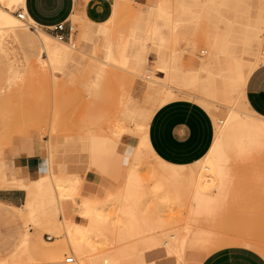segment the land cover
<instances>
[{
    "label": "rangeland",
    "instance_id": "rangeland-1",
    "mask_svg": "<svg viewBox=\"0 0 264 264\" xmlns=\"http://www.w3.org/2000/svg\"><path fill=\"white\" fill-rule=\"evenodd\" d=\"M154 2L114 0L109 17L101 22L89 19L77 6L68 20L71 34L63 40L31 17L21 21L22 33L10 27L0 29V181L9 171L7 149L16 140L40 143L45 156L32 164L27 179L18 181L27 187L21 205L29 193L24 206L28 210L36 203L37 212L29 217L0 203V264H51L37 245L47 246L43 242L48 240L55 246L63 219L57 203L64 194L55 190L54 179L64 184L76 182L63 191L67 196L59 198L64 213L89 227L97 222V213L107 217L100 224L103 231L91 234L97 253L109 252L113 264H169L158 260L189 264L191 255H209L232 243L234 236L259 241L264 255V149L249 156L251 153H245L246 159L237 154L240 158L236 160L238 152L233 156L230 140H224L222 161L234 172L227 184L231 190L226 188L229 199L225 195L215 218L205 223L195 215L199 201L190 181V170L198 169L197 161L174 164L160 158L149 141L151 120L143 130L130 121V132L115 134L123 123L116 115L124 96L137 98L138 103L145 99L141 102L147 101L144 104L153 106L155 112L173 100H195L215 113L222 112L216 118L210 112L216 134L232 107L239 110V118L256 119L240 103L244 88L239 76L255 59L264 58V0H170V25L158 22L169 35L164 46L179 59L170 67L178 86L168 82L164 66L156 68L163 48L156 25L127 13L133 5L143 7L146 14V6ZM0 5L15 15L22 10L27 13L26 6L13 0H0ZM133 33L138 39H133ZM63 42H74L87 54L76 51L72 59L56 63L52 59V66L47 64L41 73L31 68L48 58L49 49L70 48ZM133 50L139 53L138 70L131 69ZM208 61H213L209 68L205 66ZM159 89L161 93L156 92ZM153 92L157 95L152 100ZM133 163L135 170L130 175ZM158 181L162 187L155 186ZM86 182L95 189L87 191ZM214 190L212 187L210 192ZM85 200L91 211L80 216ZM46 205L58 215L53 222L42 223ZM27 231L28 243L23 244ZM71 255L64 251L63 263H75L66 261ZM98 260L107 264L103 258Z\"/></svg>",
    "mask_w": 264,
    "mask_h": 264
},
{
    "label": "crops",
    "instance_id": "crops-1",
    "mask_svg": "<svg viewBox=\"0 0 264 264\" xmlns=\"http://www.w3.org/2000/svg\"><path fill=\"white\" fill-rule=\"evenodd\" d=\"M113 1L26 0L25 3L27 17H31L37 25L49 30L52 25L65 22L64 34L68 36L71 34L70 30L72 29L68 25V20L71 16L73 17V12L77 6H79L81 13L89 19L94 22H101L109 17ZM146 7L148 8L146 14L143 12V7L135 8L133 5L130 6L127 13L147 19L156 25V31L160 35L159 40L163 46L156 68L158 65L164 66L167 80L178 86V83L172 80L170 67L176 66L179 59L164 46L165 43L169 42V35H165L162 24L158 22L164 21L165 26L170 23V0H156V2ZM37 28L45 31L39 26ZM172 29L175 31V26ZM104 30H106V27ZM46 33L53 36L48 32ZM53 37L55 38V36ZM132 37L138 39L135 33ZM68 44L70 46H67L70 48L60 47L58 49V53L53 57L54 63L72 59L76 51H81L83 55L87 54L83 49L79 50L74 42ZM214 47L217 48V44H214ZM132 52L134 62L131 69L138 70L140 68L138 64L141 62L139 53L136 50ZM213 61L206 62L205 66L209 68ZM262 61H264V58L261 56L255 59L245 72L239 76V80L244 88V93L240 99L241 105L256 115L264 117V64L259 65ZM210 112L215 118L217 117V112H213L212 109L210 110L192 99H177L163 104L154 113L149 125V141L155 153L165 161L174 164H191L204 157L205 153L214 144L220 128L219 125L216 134L215 122ZM43 157H45L44 149L40 143H24L18 139L7 149L9 171L4 172L3 177L5 179L0 181V203H7L16 209H20L29 217L37 212L38 205L36 203L28 210L24 206L30 200L29 193L26 203L21 205L25 199L27 187L20 186L18 181L22 178L27 179L31 173L32 164ZM9 178L12 179V182H9ZM85 188L87 191L95 189L90 182L85 183ZM57 215L58 212L46 205L43 209L41 222L49 221ZM244 237L246 236L231 237L230 239H234L231 241L232 243L209 255L200 258L191 255L189 264H264V255L260 252L263 250L259 248V241L253 240L252 243L255 245H248L243 242ZM175 261L158 260L160 263L169 264L175 263Z\"/></svg>",
    "mask_w": 264,
    "mask_h": 264
},
{
    "label": "bare ground",
    "instance_id": "bare-ground-1",
    "mask_svg": "<svg viewBox=\"0 0 264 264\" xmlns=\"http://www.w3.org/2000/svg\"><path fill=\"white\" fill-rule=\"evenodd\" d=\"M25 1L26 0H13V2H15V3H21L22 6H26ZM23 13L26 16L25 19H27V14L24 11H23ZM25 19H21L19 17V15H15V14L11 13L10 11H8L7 9H4L0 5V29L10 27V29L15 28V29H17L18 33H22L19 30L20 29V23L22 20L25 21ZM41 31H43V30H41ZM63 43H66V45H69L67 42H63ZM71 47H73V46H71ZM263 48H264V46H263ZM75 49H76V47H75ZM79 50H81V49H79ZM58 51H59L58 49H55V50L49 49L48 50L49 56L47 53L48 58L43 59L42 63L40 65H32L31 68L33 70H35L37 73L43 72L44 71L43 69H45L44 66H47V64H48V66H52V59H53L54 55L58 53ZM84 54H86V53H84ZM46 68H48V67H46ZM158 91H156V92L157 93L162 92L161 89H159ZM157 93L153 94L152 100L154 99V96L157 95ZM166 93H167V91H166ZM167 96H168V94H167ZM136 99L135 98L128 99L125 96L121 98V107L119 106L120 109L118 108L119 115H116V116H121L123 118V121H122L123 123H121L118 126V130H117V132H115V134L117 133L118 136H120V134H124L125 132L128 133V131L129 132L131 131L132 127L129 125L130 121L135 124V128L137 130L145 129L146 125L148 124L147 122L152 119V117L155 113V108L153 106L150 107V105L144 104L147 101L141 102L145 99H143V100L141 99V101L139 103L137 102ZM156 101L154 100L152 105H155ZM158 103L160 104V102H158ZM232 110L233 111H230L225 115V121H223L225 123H224V125H220L219 133H218V136H217L214 144L211 146V148L208 150V152L205 153V156L203 157V159L201 158V159L197 160L198 169L191 168V170H190V181L193 184V190H192L193 193L192 194L199 201V207L197 208L198 210L195 211V215L196 214L199 215L198 217H201L205 221V223H209V221H211L213 218H215V214L218 211L219 204L222 203V198H224L226 193H228L231 190L230 185H228L229 188H227L228 181H229V179L234 177V176L232 177V173H234V172L233 171L231 172L232 169L230 167L228 168V163L226 165V164H224V161H222V155L225 154V151H226V148L224 147V144H223L224 140L225 139L230 140L231 147L233 149L232 155L233 154L235 155L236 151L238 152V153H236V156H235V157H237L236 160H239L240 157H238V156H242L245 158L247 153H251V154H248V156H249V155L253 154L252 152H255V151L256 152H258V151L262 152V150L264 149V117L256 115L255 113H253L247 109V111L249 112L250 115L255 116L257 118L256 119L252 118L250 120L249 119L243 120V119L239 118L240 113H239V110L237 108L232 107ZM219 113H222V112H218L217 114H219ZM223 117H224V115H223ZM116 120H115V122H116ZM118 120H119V122L121 121L120 118ZM233 121H234V124H232ZM116 123H118V121ZM115 130H113L112 133ZM91 133H93V132H91ZM102 149H104V148H102ZM263 152H264V150H263ZM239 153H243L244 155L243 154L240 155ZM237 154H238V156H237ZM262 155L264 157V153L261 154V156ZM229 156L230 155L227 156L225 163H226V161L228 162ZM263 157H262V160H263ZM246 158H248V157L246 156ZM261 164H264V163H261ZM134 165H135L134 163L129 165V172H131L130 175H132V173H134V170H135ZM223 165L224 166L226 165V168ZM171 167L173 168V166H171ZM172 171H173V169H172ZM261 173L263 174V172H261ZM256 174H258V173H256ZM259 176H261V174ZM54 180L56 181L55 182L56 183L55 184V186H56L55 190L57 189L56 191L61 192L60 194L61 195L64 194L65 196H67L65 194L67 192L63 193V191L68 190L69 187L74 186L76 184L75 181L68 183V184H64V183L57 181L56 179H54ZM156 183H158V184H156ZM156 183H155L156 187L163 185V184H161V181H158ZM182 184H184L183 180H182ZM179 185H180V183H179ZM179 185L176 183V188ZM180 186H179V190L181 189ZM153 187H154V185H153ZM212 187H215V190L213 193L210 192ZM183 188H185V187H183ZM226 188L228 189L227 190L228 192H226ZM177 189H175V185H174V190H177ZM184 190H186V189H184ZM170 192H171V190H170ZM64 195L60 196L58 194L57 196L58 197L59 196L65 197ZM165 195H163V196H165ZM168 195H166V197L169 198ZM227 196H228V194L226 195V197ZM166 197H162V198L164 199ZM59 198H58V203H57L59 206L57 207V209H58V211L63 213V219L60 222L59 230L55 234V237H56L54 240L55 246L49 245L48 243H50V242L48 240H44L45 242H43V243H45V244L47 243L46 244L47 246L41 247L40 245H42V244L37 245L38 251L45 254L49 258L51 264H67V263H63L62 256L64 255V251L72 253L71 256H73V258H74L73 261L76 260V262L73 264H99L98 259H102V258L104 260L103 262H105L107 264H113L114 259L109 252H103L102 254L97 253V246L94 243L93 236L91 234V232L94 231L95 236H97L98 234H100L103 231L102 228H104V227L100 224H104L107 217L103 214L97 213L98 214L97 222L93 223L92 226L89 227L87 224L83 223L81 220H77L74 217V215H70V213H64L63 212V205L60 202ZM171 198H172V196H171ZM83 203H84V205L79 210L80 216H84V215H86L87 212L91 211L89 201L85 200V201H83ZM219 214H221V212ZM117 216L120 217L121 215H117ZM121 218L122 217H120V219ZM115 219H116V217H115ZM54 220L55 219H52L51 221L53 222ZM118 221H120V220L118 219ZM97 223H98V225H97ZM119 226H120V224H119ZM121 227H122V225H121ZM117 229H119V228H117ZM119 230H122V229H119ZM27 234H28V231L26 232V237H24L23 244L28 243L27 242ZM171 236H172V238H176V235L174 233H171ZM49 238H51V237H49ZM243 242L245 244H248V245L254 244V243H252L253 239H251V238L244 239ZM164 243L169 244L170 241L165 240ZM32 244H33V242H32ZM171 246H174V245H171ZM24 247H25L24 248L25 250L24 249L23 250H24V252H26L27 251L26 245ZM259 248H261V247H259ZM68 257L69 256L66 257V261H67Z\"/></svg>",
    "mask_w": 264,
    "mask_h": 264
},
{
    "label": "built area",
    "instance_id": "built-area-1",
    "mask_svg": "<svg viewBox=\"0 0 264 264\" xmlns=\"http://www.w3.org/2000/svg\"><path fill=\"white\" fill-rule=\"evenodd\" d=\"M135 1H138V0H135ZM18 15L22 19L26 18L25 14L23 13V10L18 12ZM65 27H66V23L65 22H59V23H56V24L52 25L51 27H49V30L55 32L56 36L60 40H63V39H65V37H67L64 34ZM73 260H74L73 256H69L67 258V262H73Z\"/></svg>",
    "mask_w": 264,
    "mask_h": 264
}]
</instances>
